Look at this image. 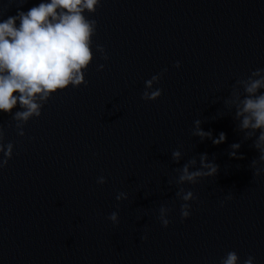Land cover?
Here are the masks:
<instances>
[{
    "label": "water",
    "instance_id": "1",
    "mask_svg": "<svg viewBox=\"0 0 264 264\" xmlns=\"http://www.w3.org/2000/svg\"><path fill=\"white\" fill-rule=\"evenodd\" d=\"M40 2L0 0V21ZM84 14L96 21L87 85L57 90L26 123L0 112V142L13 144L0 168V264H221L230 251L264 264L259 130L246 137L227 103L264 69V0H102ZM185 165L202 173L195 184L179 182Z\"/></svg>",
    "mask_w": 264,
    "mask_h": 264
},
{
    "label": "clouds",
    "instance_id": "2",
    "mask_svg": "<svg viewBox=\"0 0 264 264\" xmlns=\"http://www.w3.org/2000/svg\"><path fill=\"white\" fill-rule=\"evenodd\" d=\"M101 2L102 0H48L38 3L27 12L18 11L16 15L0 21V112L12 114L15 120L26 123L34 116L40 117L43 108L41 102H46L57 90L67 89L69 85H87L81 69H87L93 59L90 38L96 32V21L88 19L84 13L85 10L95 13ZM97 51L103 54V59H108L102 46L97 45ZM174 66L179 68V62ZM103 67L100 65L98 70ZM158 79V76L152 78ZM152 80L146 81L147 87L151 88ZM237 84L243 85L245 95L241 98L239 92L234 90L232 95L235 99L227 103H235L240 129H251L246 132V137L256 135V130H259L254 147L261 153L259 159L264 160V92L260 91L264 89V69L251 72L246 80H238ZM161 94L162 89L151 94L145 92L142 99L155 100ZM18 104L22 111L13 114V109ZM17 127L22 128L23 124H17ZM19 134L24 135L23 131ZM197 134L211 137V133ZM225 139V134L221 132L219 139H214L213 143L219 144ZM2 140L3 132L0 130V141ZM232 147L238 148L239 145L234 144ZM0 153L4 157L0 159V168H3L12 158L13 144L9 142L5 146L0 142ZM179 155L178 151L173 152L174 159H178ZM205 166L210 169L206 175H213L217 170L216 166ZM201 175L199 171L189 173L188 166L185 165L179 182L195 184L196 178ZM98 182L104 183V178L101 177ZM177 195L180 196V192ZM181 198L184 201L195 199L191 191ZM189 208L187 203L181 205L182 220L189 217ZM168 211L170 209L160 208L164 227L170 223L163 218ZM109 219L116 221L117 214L112 213ZM253 259L249 256L244 264H253ZM238 260L237 253L230 251L221 264H237Z\"/></svg>",
    "mask_w": 264,
    "mask_h": 264
}]
</instances>
